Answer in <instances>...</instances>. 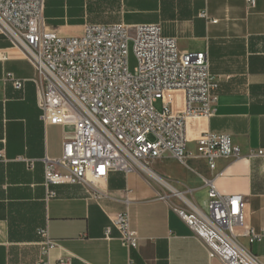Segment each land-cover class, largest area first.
I'll use <instances>...</instances> for the list:
<instances>
[{"label": "crops", "instance_id": "crops-1", "mask_svg": "<svg viewBox=\"0 0 264 264\" xmlns=\"http://www.w3.org/2000/svg\"><path fill=\"white\" fill-rule=\"evenodd\" d=\"M44 17L62 36L81 35L91 23H160L180 52L207 53L219 80L217 111L188 120L187 151L195 153V139L210 131L230 135L241 156L221 157L213 170L203 159H190L192 170L173 158L152 169L198 204L208 199L204 178L222 195H244L245 223L264 230V158L249 156L264 147V0L254 6L249 0H49ZM35 76L33 64L0 31V264H223L210 258L144 173L112 171L94 189L46 187L45 161L62 156L63 128L42 119ZM176 98L183 106L184 95ZM127 211L139 235L133 249L110 219Z\"/></svg>", "mask_w": 264, "mask_h": 264}, {"label": "built area", "instance_id": "built-area-1", "mask_svg": "<svg viewBox=\"0 0 264 264\" xmlns=\"http://www.w3.org/2000/svg\"><path fill=\"white\" fill-rule=\"evenodd\" d=\"M48 1L0 0V31L35 67L42 119L63 128L62 156L45 161L46 187L80 183L94 189L90 177L105 178L112 171L146 173L153 162L166 158L190 169V159H203L213 170L219 158L241 156L230 135L210 131L195 139V153L187 151L188 120L209 119L217 111L219 80L207 53L180 52L177 39L163 35L160 23H91L81 35L62 36L46 23ZM249 3L254 6L255 0ZM130 43L137 60L133 71ZM9 78L22 87V81ZM178 93L184 95L183 106ZM158 100L162 110L155 106ZM249 156L264 158V147ZM204 181L210 188L203 204L169 181L159 197L202 241L210 258L223 264H264V230L245 223L247 197L222 195L210 179ZM54 196L49 190L48 197ZM110 219L123 245L136 248L139 235L129 212ZM110 231L108 227L107 236ZM243 239L259 244L260 251ZM129 264L135 263L130 259Z\"/></svg>", "mask_w": 264, "mask_h": 264}, {"label": "rangeland", "instance_id": "rangeland-1", "mask_svg": "<svg viewBox=\"0 0 264 264\" xmlns=\"http://www.w3.org/2000/svg\"><path fill=\"white\" fill-rule=\"evenodd\" d=\"M129 64H130V69L133 71L136 64H137V60H136V57H135V54H134V50H133V44L130 43L129 44ZM155 106L158 110H162V101L161 100H158L156 103H155ZM154 162L151 164V168L153 166ZM153 170V169H152ZM154 171V170H153ZM156 172V171H155ZM149 179L151 178V180L153 179L152 177H150L148 174L144 173ZM158 174V173H157ZM161 176V175H160ZM163 177V176H162ZM165 178V177H163ZM166 179V178H165ZM154 180V179H153ZM168 180V179H167ZM153 182L156 183V185L158 186V188L160 190H166V188L161 185L158 181L154 180ZM170 182V181H169ZM171 183V182H170ZM172 184V183H171Z\"/></svg>", "mask_w": 264, "mask_h": 264}, {"label": "bare ground", "instance_id": "bare-ground-1", "mask_svg": "<svg viewBox=\"0 0 264 264\" xmlns=\"http://www.w3.org/2000/svg\"><path fill=\"white\" fill-rule=\"evenodd\" d=\"M146 173H148V175H150L152 178L156 179V181H158L160 184H162L165 187H170V185L163 179L159 178L158 176H156L152 170L150 169H146ZM90 180L94 183V185L99 184L102 180L103 177H90Z\"/></svg>", "mask_w": 264, "mask_h": 264}]
</instances>
